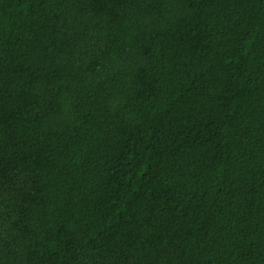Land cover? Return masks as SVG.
<instances>
[{
    "label": "trees",
    "instance_id": "obj_1",
    "mask_svg": "<svg viewBox=\"0 0 264 264\" xmlns=\"http://www.w3.org/2000/svg\"><path fill=\"white\" fill-rule=\"evenodd\" d=\"M0 264H264V0H0Z\"/></svg>",
    "mask_w": 264,
    "mask_h": 264
}]
</instances>
